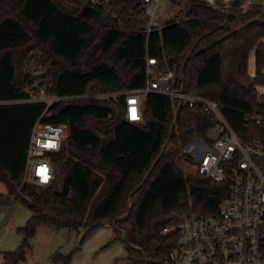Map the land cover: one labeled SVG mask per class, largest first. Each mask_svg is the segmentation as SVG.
Returning <instances> with one entry per match:
<instances>
[{
  "label": "trees",
  "instance_id": "1",
  "mask_svg": "<svg viewBox=\"0 0 264 264\" xmlns=\"http://www.w3.org/2000/svg\"><path fill=\"white\" fill-rule=\"evenodd\" d=\"M169 1L187 4V19L147 33L142 0H105L102 7L72 0L71 11L58 0H0V103L13 102L0 105V182L8 190L0 194V207L20 201L32 214L17 230L21 245L4 255L3 264H26L42 225L83 230L80 246L111 228L131 264H163L179 239L163 233L165 227L185 214L218 212L228 183L189 180L177 164L181 155L189 160L184 149L195 138H206L214 123L210 114L160 95L144 99L139 124L127 121L123 96L68 99L49 107L27 102L41 89L60 98L143 89L152 58L159 69L174 71L176 89L222 104L240 133L242 115L261 108L256 90L264 87V7L255 4L244 11L245 0H236L223 13L199 0ZM32 44L46 47L44 79L19 71ZM253 53L256 74L251 77ZM38 121L67 126L66 140L53 157L62 188L54 181L44 189L26 185L18 192ZM80 250L52 259L72 264Z\"/></svg>",
  "mask_w": 264,
  "mask_h": 264
},
{
  "label": "built area",
  "instance_id": "2",
  "mask_svg": "<svg viewBox=\"0 0 264 264\" xmlns=\"http://www.w3.org/2000/svg\"><path fill=\"white\" fill-rule=\"evenodd\" d=\"M96 7L105 0H81ZM162 0H142L148 17V31L160 28L156 13ZM225 13L236 0H199ZM264 7V0H245L241 8ZM117 20V16H113ZM146 86L119 94H97L76 98L50 97L41 89L27 102L53 103L68 99L103 100L123 96L128 122L143 121V101L150 95L170 97L179 107L183 103L214 118L206 138L197 137L184 149L193 157L190 163L195 177L215 183H228V195L216 214L191 213L177 217L163 233H176L177 246L163 264H264V87L256 97L261 108L245 112L237 133L226 119L224 106L201 95H189L174 87L175 73L158 68L156 59H148ZM259 89H263L261 92ZM67 137V126L38 121L31 133L23 179L37 187H47L56 179L53 161ZM198 153L196 156L195 154Z\"/></svg>",
  "mask_w": 264,
  "mask_h": 264
},
{
  "label": "rangeland",
  "instance_id": "3",
  "mask_svg": "<svg viewBox=\"0 0 264 264\" xmlns=\"http://www.w3.org/2000/svg\"><path fill=\"white\" fill-rule=\"evenodd\" d=\"M58 1L69 11L73 9L69 2ZM188 13L189 6L187 4L176 6L171 4L169 0H162L156 13V20L160 23V26H163L173 20L185 21ZM45 48L44 46L32 44L27 60L21 65L19 71L24 73V75L31 73L43 74L45 69L43 66L44 60L48 57V54L45 53ZM248 72L251 77L256 74L254 53L250 56ZM38 83L49 85L50 80H41ZM259 90L263 91V89ZM1 104H13V102ZM115 116L116 118L118 117L117 114ZM65 147H67V144H65ZM195 155L197 156L198 153ZM192 159L193 157H190L187 160L181 155L177 162L189 180L196 179L190 165ZM55 184L59 189L62 188L63 175L59 171ZM26 185L33 186L26 183L23 179L18 192ZM41 188L44 189L45 187H38V189ZM3 192H6V187L0 182V193ZM128 204L129 200L127 201ZM31 215L30 210L20 201L13 202L10 206L0 207V264H3L6 253L16 251L21 245L22 237L17 230L26 226ZM83 234V230L77 233L68 229L40 226L35 237L31 240L32 249L27 254L26 264H60L52 259L56 253L67 255L78 248H81V250L74 256L72 264H131L125 244L121 240H116L115 233L111 228H103L97 231L80 246Z\"/></svg>",
  "mask_w": 264,
  "mask_h": 264
},
{
  "label": "water",
  "instance_id": "4",
  "mask_svg": "<svg viewBox=\"0 0 264 264\" xmlns=\"http://www.w3.org/2000/svg\"><path fill=\"white\" fill-rule=\"evenodd\" d=\"M66 1H68V2H71L72 0H66ZM191 55V53L189 54V56ZM46 77V75L45 74H36L35 76H34V79L35 80H40V79H44ZM176 119H177V116H176ZM140 187L141 186H139L136 190H134L133 192H132V194L130 195V200H129V203H131V200H132V196L140 189ZM128 217V215L125 217V218H127Z\"/></svg>",
  "mask_w": 264,
  "mask_h": 264
},
{
  "label": "crops",
  "instance_id": "5",
  "mask_svg": "<svg viewBox=\"0 0 264 264\" xmlns=\"http://www.w3.org/2000/svg\"><path fill=\"white\" fill-rule=\"evenodd\" d=\"M176 118V117H175ZM139 124V123H138ZM5 186V185H4ZM6 187V186H5ZM3 191H5L4 189H3ZM8 193V190H7V188H6V192H3V193H0V194H7Z\"/></svg>",
  "mask_w": 264,
  "mask_h": 264
}]
</instances>
